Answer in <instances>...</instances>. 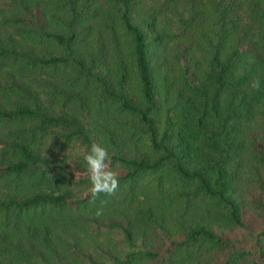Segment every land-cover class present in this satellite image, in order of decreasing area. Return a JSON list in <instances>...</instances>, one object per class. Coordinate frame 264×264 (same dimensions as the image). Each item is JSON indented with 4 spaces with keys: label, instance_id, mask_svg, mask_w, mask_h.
I'll return each instance as SVG.
<instances>
[{
    "label": "trees",
    "instance_id": "1",
    "mask_svg": "<svg viewBox=\"0 0 264 264\" xmlns=\"http://www.w3.org/2000/svg\"><path fill=\"white\" fill-rule=\"evenodd\" d=\"M176 2L0 0V264H264V0Z\"/></svg>",
    "mask_w": 264,
    "mask_h": 264
},
{
    "label": "clouds",
    "instance_id": "2",
    "mask_svg": "<svg viewBox=\"0 0 264 264\" xmlns=\"http://www.w3.org/2000/svg\"><path fill=\"white\" fill-rule=\"evenodd\" d=\"M108 151L99 144H93L89 151L83 153V159L89 171L91 192L112 193L118 187L115 174L107 167Z\"/></svg>",
    "mask_w": 264,
    "mask_h": 264
},
{
    "label": "rangeland",
    "instance_id": "3",
    "mask_svg": "<svg viewBox=\"0 0 264 264\" xmlns=\"http://www.w3.org/2000/svg\"><path fill=\"white\" fill-rule=\"evenodd\" d=\"M98 3L100 4L101 7H106L107 6V2L108 0H97ZM161 0H141V8L144 14L148 15L151 13L152 11V7L154 2H158ZM182 2L183 0H178V2H176V4L178 3L177 7L182 6ZM169 16H171V14L169 13ZM173 19H175L174 15L171 16ZM52 153L54 152L55 155L57 156H67L68 158H70L68 161H70L72 169L71 168H66V176L68 177V179L70 181H74V182H78L79 178L84 177V179H89V171L87 168V165H85V167H80L79 166V161L76 158L77 155L82 154V149L77 145V146H67L64 147L63 149H60V147H52ZM108 169L111 170L114 174H115V169L112 167H109L107 165ZM80 168V169H79ZM81 170V171H80ZM80 187V186H79ZM91 191V189H90ZM142 201V197H138V201L135 202V204H139ZM200 205L198 204H193L190 207V210L188 212V214H199L200 213ZM238 234V233H236ZM239 235H241V237L244 240V243H246V241L248 242V237L244 232H241Z\"/></svg>",
    "mask_w": 264,
    "mask_h": 264
}]
</instances>
